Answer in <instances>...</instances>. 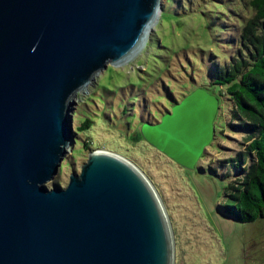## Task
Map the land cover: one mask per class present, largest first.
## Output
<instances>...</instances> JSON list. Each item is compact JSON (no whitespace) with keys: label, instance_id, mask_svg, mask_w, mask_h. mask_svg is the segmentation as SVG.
I'll use <instances>...</instances> for the list:
<instances>
[{"label":"water","instance_id":"95a60500","mask_svg":"<svg viewBox=\"0 0 264 264\" xmlns=\"http://www.w3.org/2000/svg\"><path fill=\"white\" fill-rule=\"evenodd\" d=\"M162 0H0V264H175L167 210L144 170L90 151L66 187L53 180L74 141V98L133 53ZM219 97L194 89L142 136L195 169Z\"/></svg>","mask_w":264,"mask_h":264},{"label":"rangeland","instance_id":"374dc122","mask_svg":"<svg viewBox=\"0 0 264 264\" xmlns=\"http://www.w3.org/2000/svg\"><path fill=\"white\" fill-rule=\"evenodd\" d=\"M176 3L162 0V10L139 51L124 62L109 64L75 96L71 112L78 119L73 118V127L86 115L94 123L82 133L73 129L74 141L47 186L66 187L70 174L80 173L94 149L120 153L144 170L162 197L173 227L175 264H264V216L241 223L220 208L229 183L223 174L233 170L222 160L247 145L243 134L229 124L231 102L220 100L213 141L195 169L178 165L144 137H134L140 117L142 122L158 123L175 104L167 97L181 101L192 92L184 85L192 79L200 84L211 60L230 56L229 40L249 13L240 0H181L179 7ZM151 98L157 100V108ZM83 140H89L90 147Z\"/></svg>","mask_w":264,"mask_h":264},{"label":"trees","instance_id":"16d2710c","mask_svg":"<svg viewBox=\"0 0 264 264\" xmlns=\"http://www.w3.org/2000/svg\"><path fill=\"white\" fill-rule=\"evenodd\" d=\"M240 1L248 7L249 13L240 21L238 33L229 40L232 41V45L227 47L230 56L211 60L206 77L200 84L192 79L189 86L183 85L185 89L192 88L191 91L197 88L213 91L212 94L231 102L234 107L229 124L234 132L243 134L247 145L222 160L233 170L223 174L229 183L225 192L226 202L220 208L235 221L250 223L264 216V0ZM176 2V6L181 4V0ZM167 98L171 103L178 102ZM152 101H156L157 108V100ZM73 116L75 119L78 115ZM93 123L94 120L86 115L79 125L73 127L74 133L87 131ZM144 123L140 117V130L135 139L143 137L141 126ZM83 143L90 147L89 140H83Z\"/></svg>","mask_w":264,"mask_h":264},{"label":"bare ground","instance_id":"6f19581e","mask_svg":"<svg viewBox=\"0 0 264 264\" xmlns=\"http://www.w3.org/2000/svg\"><path fill=\"white\" fill-rule=\"evenodd\" d=\"M158 15H159V12H158L156 18L158 17ZM154 24H155V23H154ZM151 27H152V25H151ZM151 27H150V29H151ZM150 29H149V30H150ZM148 33H149V31L147 32L145 39H147V36L149 35ZM145 39L143 40L142 44L145 42ZM142 44H141V46H139V47H138L133 53H131L126 59L122 60L121 62H124V61L127 60L130 56H133L135 53H137V51H139V49L142 47ZM87 86H88V85H87ZM87 86H86L85 88H83L81 91L85 90V89L87 88Z\"/></svg>","mask_w":264,"mask_h":264},{"label":"flooded vegetation","instance_id":"af4514ba","mask_svg":"<svg viewBox=\"0 0 264 264\" xmlns=\"http://www.w3.org/2000/svg\"><path fill=\"white\" fill-rule=\"evenodd\" d=\"M173 107V106H172Z\"/></svg>","mask_w":264,"mask_h":264}]
</instances>
